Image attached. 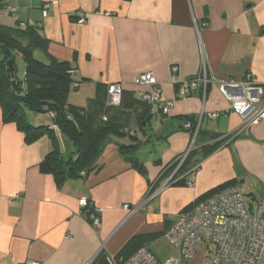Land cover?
Returning a JSON list of instances; mask_svg holds the SVG:
<instances>
[{
	"label": "crops",
	"instance_id": "0c3cea01",
	"mask_svg": "<svg viewBox=\"0 0 264 264\" xmlns=\"http://www.w3.org/2000/svg\"><path fill=\"white\" fill-rule=\"evenodd\" d=\"M9 2L1 24L37 27L48 46L35 57L72 64L78 104L70 105L85 108L98 85L121 84L138 99L147 89L132 78L152 73L173 106L168 115L151 117L144 106L127 108L124 135L108 138L96 170L61 186L39 170L52 150L50 138L25 143L14 124L2 122L0 110V264H98L99 255L128 259L143 246L156 257L152 247L161 238L167 242L177 214L230 181L250 197L244 198L249 206L253 201L252 212L264 207V118L244 127L219 91L221 83L248 76L264 86V0ZM80 17L84 24L77 23ZM203 64L205 97L199 90L178 98L174 81L194 77ZM210 113L219 116L209 119ZM26 115L35 127L51 126L48 114ZM186 123L193 128L185 130ZM62 143V151L70 148ZM120 147L133 149L121 155ZM181 178L187 185L175 184ZM81 198L102 210L98 229L80 208ZM143 201L141 211L127 217L122 206Z\"/></svg>",
	"mask_w": 264,
	"mask_h": 264
},
{
	"label": "trees",
	"instance_id": "16d2710c",
	"mask_svg": "<svg viewBox=\"0 0 264 264\" xmlns=\"http://www.w3.org/2000/svg\"><path fill=\"white\" fill-rule=\"evenodd\" d=\"M47 46L48 40L39 33L37 27L22 26L20 22L5 26L0 22V110L2 122L14 124L24 135L25 143H33L43 135L50 138L52 150L39 164V170L51 175L57 186H61L67 180L84 177L96 170L98 157L108 138L111 135H124L128 124L127 108L144 106L143 114L146 117L153 115L148 103L127 95L124 91L120 105L108 107L107 88L102 85L97 86L94 98L88 101L85 108L68 104L69 94L76 88L73 75L69 73L74 72V69L71 63L52 57L47 62L37 59L35 52H46ZM16 56H20L25 64L22 79L15 76ZM9 61H12L14 67L13 80L7 73ZM27 112L53 114L54 117H50L51 126L31 125ZM55 129L59 132V137ZM61 142L68 143L70 148L62 151ZM218 145L219 142L211 146L209 151ZM129 149L132 150L133 147H120V154L124 155L126 150L129 153ZM175 184L185 186L187 180L181 178ZM229 186H233V181L212 189L197 200ZM190 207L191 205L183 210ZM96 260H99L98 264H107L106 256L99 255Z\"/></svg>",
	"mask_w": 264,
	"mask_h": 264
},
{
	"label": "built area",
	"instance_id": "2783aa9c",
	"mask_svg": "<svg viewBox=\"0 0 264 264\" xmlns=\"http://www.w3.org/2000/svg\"><path fill=\"white\" fill-rule=\"evenodd\" d=\"M48 5L43 6L42 16H47ZM78 24H84L80 17ZM172 73L177 67L171 68ZM73 75V71L69 72ZM206 64L192 78L174 81L178 98H186L191 93L201 90L206 95L208 85ZM136 87L146 88L139 93V99L150 106L152 115H168L173 103L163 99L155 88L157 81L152 73H142L132 78ZM220 93L230 102V111L237 113L244 121V127L258 123L264 118V86L251 80L248 76L241 83L227 81L219 85ZM123 88L121 84L108 87L106 105L118 107L121 103ZM219 114H207L209 119L218 118ZM53 118V114H49ZM185 130H191L190 123L184 124ZM58 137L59 132L55 129ZM194 135L191 146L195 140ZM192 147L189 148V150ZM184 160V158H183ZM182 160V161H183ZM83 175V173L81 174ZM158 191L150 195L153 199ZM147 200V201H148ZM147 201L135 206L123 205L127 217L141 211ZM79 206L89 218L92 228L100 227L102 210L95 207L86 198L79 200ZM167 243L176 250L177 255L170 257L163 264H181L191 261L199 252L211 253L205 256L201 264H261L264 253V207L260 203L255 212L244 199L236 186L222 188L197 200L187 210L179 212L173 225L165 232ZM210 246L213 249H210ZM107 264H156V259L147 247H140L128 259H116L106 255ZM26 264H39L29 261Z\"/></svg>",
	"mask_w": 264,
	"mask_h": 264
},
{
	"label": "rangeland",
	"instance_id": "374dc122",
	"mask_svg": "<svg viewBox=\"0 0 264 264\" xmlns=\"http://www.w3.org/2000/svg\"><path fill=\"white\" fill-rule=\"evenodd\" d=\"M10 0H0V14L1 12L5 11V8L7 6H10ZM6 21L8 22H12V20L10 19H6ZM37 58V57H36ZM24 70H25V64L23 59L20 56H16L15 57V76L17 79H22L23 75H24ZM76 93L71 92L69 94V97L67 99L68 104H78V100H77V96L75 95ZM80 98V97H79ZM242 191V190H241ZM241 193V192H240ZM243 194H246L245 191H242ZM241 193V194H242ZM246 198V200L248 202H250V197L246 196L244 197ZM253 201H251L250 204H252L250 206V208H252L255 204L252 203ZM213 249L212 246H210V249ZM153 253H155L156 257V264H163L164 261L170 257V256H175V249H173L167 242H164V239H159L156 243H155V247L153 248ZM151 251V250H150ZM211 253H204L203 251L199 252L191 261L185 262L183 261L181 264H201V261L203 260V258L205 256H210ZM261 264H264V253L261 256Z\"/></svg>",
	"mask_w": 264,
	"mask_h": 264
},
{
	"label": "water",
	"instance_id": "95a60500",
	"mask_svg": "<svg viewBox=\"0 0 264 264\" xmlns=\"http://www.w3.org/2000/svg\"><path fill=\"white\" fill-rule=\"evenodd\" d=\"M7 73L9 74V78L13 80L14 78V67L12 65V61H9L7 63ZM15 85V83L13 82V86Z\"/></svg>",
	"mask_w": 264,
	"mask_h": 264
}]
</instances>
